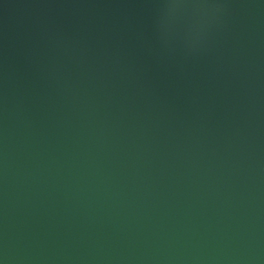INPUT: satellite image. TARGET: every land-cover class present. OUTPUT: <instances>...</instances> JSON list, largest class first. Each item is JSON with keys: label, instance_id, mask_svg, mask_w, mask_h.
Returning <instances> with one entry per match:
<instances>
[{"label": "water", "instance_id": "water-1", "mask_svg": "<svg viewBox=\"0 0 264 264\" xmlns=\"http://www.w3.org/2000/svg\"><path fill=\"white\" fill-rule=\"evenodd\" d=\"M0 264H264V0H0Z\"/></svg>", "mask_w": 264, "mask_h": 264}]
</instances>
